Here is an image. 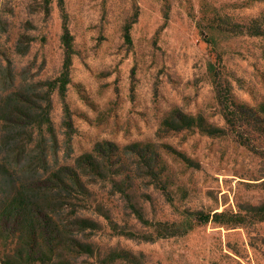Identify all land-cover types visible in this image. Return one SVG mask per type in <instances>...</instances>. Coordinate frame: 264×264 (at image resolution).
I'll use <instances>...</instances> for the list:
<instances>
[{"label": "rangeland", "instance_id": "374dc122", "mask_svg": "<svg viewBox=\"0 0 264 264\" xmlns=\"http://www.w3.org/2000/svg\"><path fill=\"white\" fill-rule=\"evenodd\" d=\"M64 22L74 54L65 95L49 92L46 162L12 172L0 149V213L24 196L70 222L54 243L69 264H264V0H0V99L19 89L42 104ZM215 54L249 116L246 145L216 100ZM166 226L178 234L159 237ZM28 240L0 235V256L37 264Z\"/></svg>", "mask_w": 264, "mask_h": 264}, {"label": "trees", "instance_id": "16d2710c", "mask_svg": "<svg viewBox=\"0 0 264 264\" xmlns=\"http://www.w3.org/2000/svg\"><path fill=\"white\" fill-rule=\"evenodd\" d=\"M45 3L48 4L49 0H45ZM62 29L63 62L61 71L53 84H51L53 86L46 88L44 91L40 100L42 104H36L31 99H28L27 92L19 89L5 92L6 95L0 99V124L4 125L5 133L6 130L11 133L10 137L6 138L4 136L0 140V149L4 145H8V150H6L8 152L6 153L15 161V166L11 168L12 172H15L14 167L21 163L19 162L20 160L24 161L25 168L37 164L43 165L46 162L43 157L45 151L42 146V138L47 134L51 135L53 133L49 119V92L52 89H57L61 96L65 95L66 87L69 84V72L74 54L73 38L66 22L63 23ZM215 56L214 62L208 64L207 71L210 75L216 100L228 130L239 142L246 145V142L241 139L239 127L241 124L251 126L249 116L246 111L234 104L229 87L224 80L221 58L218 54H215ZM54 86L56 88H52ZM0 168H8L9 170V165L2 160ZM40 187L49 193L52 190L47 181L42 182ZM53 188H55L54 185ZM44 202L47 203V207H59L56 196L51 195V193L48 198L44 199ZM30 205L28 209L27 198L24 196L17 202L13 200L12 203L7 204L6 208L0 213V235L3 237L14 236L24 229L29 236V240L25 244L28 262L37 264H69L63 255L55 254L54 248L62 246L55 247L54 243L64 240L65 234L70 232L69 226L71 223L62 222L61 220L59 222L54 221L42 210H39L35 203H30ZM27 211L33 214L30 220H27ZM209 219V215L196 214L193 221L195 224H203L208 222ZM164 229L160 230L159 237H169L178 234L175 230L178 229L177 226H166ZM61 245L63 244L61 243ZM43 248L47 249L50 255L43 252ZM55 256L57 258H54ZM0 264L19 263L15 262L8 254H5L0 256Z\"/></svg>", "mask_w": 264, "mask_h": 264}]
</instances>
